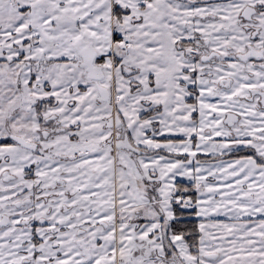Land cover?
<instances>
[{
  "label": "snow or ice",
  "instance_id": "obj_1",
  "mask_svg": "<svg viewBox=\"0 0 264 264\" xmlns=\"http://www.w3.org/2000/svg\"><path fill=\"white\" fill-rule=\"evenodd\" d=\"M0 264H264V0H0Z\"/></svg>",
  "mask_w": 264,
  "mask_h": 264
}]
</instances>
